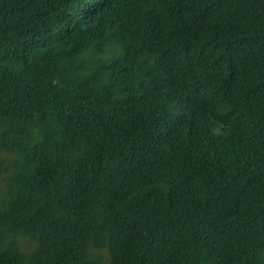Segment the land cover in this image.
I'll list each match as a JSON object with an SVG mask.
<instances>
[{
  "label": "trees",
  "instance_id": "16d2710c",
  "mask_svg": "<svg viewBox=\"0 0 264 264\" xmlns=\"http://www.w3.org/2000/svg\"><path fill=\"white\" fill-rule=\"evenodd\" d=\"M0 264H264V0H0Z\"/></svg>",
  "mask_w": 264,
  "mask_h": 264
}]
</instances>
